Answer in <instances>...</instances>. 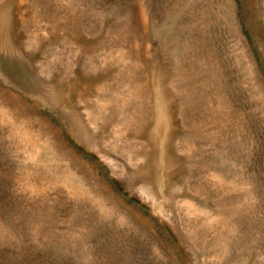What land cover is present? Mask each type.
Listing matches in <instances>:
<instances>
[{
	"label": "rangeland",
	"instance_id": "rangeland-1",
	"mask_svg": "<svg viewBox=\"0 0 264 264\" xmlns=\"http://www.w3.org/2000/svg\"><path fill=\"white\" fill-rule=\"evenodd\" d=\"M0 264H264V0H0Z\"/></svg>",
	"mask_w": 264,
	"mask_h": 264
}]
</instances>
